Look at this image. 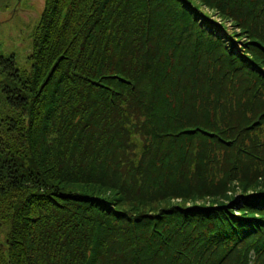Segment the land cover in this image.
<instances>
[{
  "label": "trees",
  "instance_id": "obj_1",
  "mask_svg": "<svg viewBox=\"0 0 264 264\" xmlns=\"http://www.w3.org/2000/svg\"><path fill=\"white\" fill-rule=\"evenodd\" d=\"M196 1L241 32L232 48L190 0H46L43 45L57 12L61 42L89 55L50 73L0 63V264H100L111 239L115 263L264 264V0ZM237 36L260 42L240 54ZM80 184L194 206L119 213Z\"/></svg>",
  "mask_w": 264,
  "mask_h": 264
},
{
  "label": "rangeland",
  "instance_id": "obj_2",
  "mask_svg": "<svg viewBox=\"0 0 264 264\" xmlns=\"http://www.w3.org/2000/svg\"><path fill=\"white\" fill-rule=\"evenodd\" d=\"M190 1L192 3H195V5L197 6L198 9L196 10L198 11L197 12L198 16H200L204 20H209L211 23H213V25L215 26V31H216L217 36L219 35L220 36V37L218 36L219 38H223V41L227 45H231L232 41H234L230 38L228 40V37H229L228 34L231 35V33H236L239 35L241 33L240 31H237V27H233V25H231L230 22L220 21L221 18L219 17V15H217V11L213 9L212 7H210V5L209 6L205 4L200 5L199 2L196 0H190ZM214 1L215 0H213V2ZM46 6H47L46 0H0V63L4 64L5 58H6V61L9 66L14 65L16 69L21 72L24 71V72L31 73V71H33L32 68L37 66V67H41V69L47 68L44 70H48L50 73L57 66L56 65L58 63L57 60L60 59V58L57 59V57L63 56L67 58V57H71L72 54H76L75 57L80 56L79 57L81 58L80 63H82V66L84 65L85 60L82 57H86L89 54H86L85 52L82 54H79V53L77 54L75 51V46H72V48H70V47H67V45H65V41L61 42L60 38L64 36V32L56 34V26H57V22L59 19V14L57 12L52 18L53 27L51 28V33L49 34V36L53 38V41H51V44L53 43V48L49 47L47 43L46 44L44 43L43 45L42 35H44V32L46 29L44 26L41 27V23L46 24L47 20H49V14H50V12H47V15L46 14L44 15ZM48 9L51 11L53 10V0H50ZM60 9L61 7L57 11H60ZM76 10H77L76 7L70 8V11H69L70 18L71 17L74 18V14ZM86 19H90V18H86ZM87 21L90 22L91 19ZM85 22L86 20L84 21L83 19L81 26L84 28V30H88L87 33H89L92 31L91 22H90V25L88 24L86 25V28L84 25ZM220 25H225L227 27L226 29L222 28L221 30ZM156 28H158V26L152 29L151 32L153 34H156V31H155ZM93 31H96L95 27ZM135 33L140 34V27L138 26L136 27V32H133V34ZM95 34L97 35V32H95ZM237 37L239 41H236L235 45L238 50L243 45H247L248 43L254 42V44L257 45L260 42V41L258 42L255 37L253 38L252 42H249L245 36H237ZM68 39L69 38H67V40ZM57 41L59 44L57 43ZM136 42L137 44H141V40L138 38H136ZM141 48L143 47L141 46ZM49 51H53V54H54V55H51L50 58H48L47 56ZM67 52H69L70 54H66ZM49 54H51V52ZM105 55L107 59L109 60L111 59L113 54H105ZM110 62L112 63V65H114L115 63L113 60L111 61L109 60V62L106 64V67L110 65ZM73 63H75V61L74 62H71V61L60 62V65H59L60 67L58 68V71L63 69V67L66 65V67L68 68V72H69L68 75L75 74L76 72L73 68L74 67ZM0 67L3 70H6L8 68V67H5V65H4L5 68L2 67V65H0ZM9 71L10 69L7 70V72ZM24 72H22V74ZM105 73L107 72L105 71ZM105 73L101 81L104 84L106 82L107 84H109V85L105 84L106 86H114L111 79L108 78L107 81H105L106 78L109 76L108 75L107 77H105L106 75ZM108 73L110 74V71ZM89 94H95V93L94 91H92V92H89ZM258 180L259 182H264L262 181L264 180L263 178L252 179V182L254 181L253 184L256 185L257 183H259L257 182ZM46 184L53 186V182L49 180H47ZM253 184H251V186ZM257 185H259V187L263 186L261 184H257ZM121 186H123V182H119V187L121 188ZM251 186L246 185L244 188V192L246 193L249 192L251 190L250 189ZM67 187H68L67 188L68 191H72L73 193H79V192L87 193L88 195H95V196H100L101 198H105L106 201L111 200L113 201V205L115 209L119 213H127L131 215H136V214L144 215L145 214V216H154L159 213H162L164 210L165 211L169 210L171 207V204L173 205L180 204L179 206L186 207V208H188L189 206H194L188 200H178V199L164 201V202L162 201L152 202L151 204L136 203V202H133L132 198L128 195L121 197L120 196V192L122 193L121 190L118 194L114 191L99 189L97 187H93L88 184H83V185L80 184L79 186H67ZM82 191H86V192H82ZM237 192L239 194V192H242V190L239 189ZM200 203L201 202L197 201L195 204L198 205ZM173 207H176V206H173ZM171 229L173 230L174 228H171ZM7 230L8 229L6 228L0 227V250H2L1 248H3V245H6L7 237L5 238L4 235L7 234ZM116 251H117L116 242L114 241V239H111L110 244H108L104 248H101V250L98 253L99 257H96V258L102 257V263L100 264H103L104 260L106 262V260L108 259H110L111 264H119L121 261L129 262V264L134 263L133 259L127 260L126 256L120 257L121 260L119 261L118 259L115 263V260L113 257L115 255L118 256V252ZM94 262L95 261H93L91 264H94ZM145 262H148V261H145Z\"/></svg>",
  "mask_w": 264,
  "mask_h": 264
},
{
  "label": "bare ground",
  "instance_id": "obj_3",
  "mask_svg": "<svg viewBox=\"0 0 264 264\" xmlns=\"http://www.w3.org/2000/svg\"><path fill=\"white\" fill-rule=\"evenodd\" d=\"M230 48H232V44L231 45H228ZM233 50L236 51V52H239L240 54H242V52H245V47L244 45L238 50L236 45L233 46Z\"/></svg>",
  "mask_w": 264,
  "mask_h": 264
}]
</instances>
